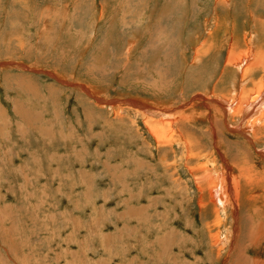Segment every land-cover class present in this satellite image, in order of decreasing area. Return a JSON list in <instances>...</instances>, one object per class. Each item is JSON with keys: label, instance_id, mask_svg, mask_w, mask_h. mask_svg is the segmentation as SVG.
<instances>
[{"label": "rangeland", "instance_id": "rangeland-1", "mask_svg": "<svg viewBox=\"0 0 264 264\" xmlns=\"http://www.w3.org/2000/svg\"><path fill=\"white\" fill-rule=\"evenodd\" d=\"M225 6L223 0H0V264L264 260V233L246 246L247 232L264 222V200L253 187L264 175L257 153L264 134L257 129V143H246L221 122L212 128L209 116L192 121L190 113L185 137L163 124L194 95L231 92L240 71L221 73L232 50L247 49L248 39L264 50V0ZM210 40L215 50L193 61L198 45L207 49ZM140 101L162 120L165 145L144 124L135 108ZM204 107L195 110L202 114ZM182 137L196 144L190 157ZM213 138L245 177L238 179L235 224L231 202L223 208L197 184L198 168L211 176L223 168ZM248 195L259 203L251 207ZM231 232H238L234 240ZM210 234L221 240L219 254L208 246Z\"/></svg>", "mask_w": 264, "mask_h": 264}, {"label": "bare ground", "instance_id": "bare-ground-1", "mask_svg": "<svg viewBox=\"0 0 264 264\" xmlns=\"http://www.w3.org/2000/svg\"><path fill=\"white\" fill-rule=\"evenodd\" d=\"M182 3H183V1H182ZM184 3H185V1H184ZM226 3H229V0H223L224 8H226V6H225ZM186 10H187V8H186ZM254 18L255 17L252 15L251 20L254 21V23H255L256 18L255 19ZM235 21H236V19H235ZM215 23L217 24V22H215ZM218 23H219V19H218ZM207 25H208V22L205 24V29H207ZM203 26H204V24H203ZM254 26H255V24H254ZM260 27H261V25H260ZM255 28H257V27L255 26ZM232 29H233L232 34H233V39H234V41L232 43V47H233L236 44L237 35L234 34V25L232 26ZM263 30H261V31H263ZM212 33L213 32H208L207 35L212 36ZM231 37L232 36L230 35V38ZM199 38H196V41H194L193 44H195V43L197 44V42L199 41ZM187 40L188 39H186V41ZM251 41L252 40L248 39L247 49L244 48V50H242V51L236 50L238 52H235V53H233L234 51L232 50L230 52V54L228 53L229 56L225 59L224 69H223L221 75H225L226 71L231 69V66H232V68L235 67L234 75L240 71V75L238 76L237 83L236 84L231 83V88H230L231 92L230 93L228 92L227 95L222 94L220 92L214 93V91H216V90H213L214 89L213 88L212 89V96H213L212 98L200 97L199 94H198V96L194 95L191 98V101H189L190 103L186 102L184 104V106L178 107V108H180L179 110H175L176 108H174V110L171 109L174 112L173 115L171 116V118L166 117V119H163V121H165V120L167 121V123L163 122V124L167 125V127L170 128V130H169L170 134L174 133V135H175L177 133H180L183 137H185V135H187L188 132L187 133L185 132L186 127L183 126V123L191 122V119L187 118V113H190L193 116H196V117L192 116V119H193L192 121L199 120V119L202 120L201 118H204L205 116H207V117L209 116L212 128L217 127L216 124L221 122L223 124L224 130L228 134H230L231 136H232V134H239L242 137L246 138L245 139L246 143H247V141L250 142L251 138L255 143H257L259 138L256 137L257 134H255V131L257 129H259L258 132L260 131V134H258V135L262 136L264 134V50L262 49V45L259 46V44L257 45L255 43V40H253V44L251 47ZM191 43H192V41H191ZM208 44L209 45L206 44L207 49H205L206 47H204V49H201V47H203V46H201L200 44L198 45L197 49L194 50L195 57H194L193 61L196 60V61H200V63H201V59H203V57H205V56L209 57V55L211 54L210 53L211 49L214 48V50H215V46H214L215 44L213 43L212 40H210V42H208ZM216 49H218V48H216ZM249 58L252 59L251 63L249 62ZM185 60H186V58H184V61ZM182 65H184V64H182ZM247 80L249 81L251 86L250 87H247L246 85L242 86V84L245 83ZM209 101H211L213 103L211 104ZM142 103L147 104V106L144 104L142 105L141 101H140V103H137V105H140V106L139 107L134 106V107L137 109V111H139L140 114H143L141 116H143V118H144V124L148 127L151 134L159 139L160 142H158V143H163V145H165L167 143V140H165V141L163 140L164 134L161 133V129L157 126V125H159V126L163 125V124H161L162 120H159L158 118H153V116L150 117L149 116V110H151V106H149L148 103H146V102H142ZM200 103L203 105V107L205 106L204 112L202 114H199L195 110L196 105H201ZM128 105L130 106L131 104L128 103ZM134 105H136V104H134ZM159 107H161V106H159ZM261 107H263V109L260 111L259 108H261ZM155 108H156V106H155ZM168 109H167V111H169ZM134 111L137 112L135 109H134ZM193 111L195 113H193ZM153 112H154V110H153ZM169 113H171V112H169ZM228 116H229V118H228ZM230 118H231V121H230ZM217 129H218V127H217ZM186 130H187V128H186ZM180 134L179 135L177 134V135L181 136ZM215 135H216L215 132H213V136H215ZM175 137H176V135H175ZM191 137H193V136H191ZM179 139H181V138H179ZM214 139L215 138H213V140ZM217 139L214 140L213 146H214L215 150L219 153L220 157L222 158V160H220V163H221L220 168L223 166V168H222L223 171L221 169V172L219 173V175L211 176L209 174L207 168H206V170H204L205 166L203 165L202 168H198L201 172L198 175H201V176L196 177V180H197V184L199 186H200V184L202 185L203 190L206 189L209 191L208 197H210L212 200L215 199L219 204H221L223 206V208L225 206V204L223 202H227V201L231 202V207H229L227 205V208H228V210L230 209L232 211L231 218H232V221L234 220V224H235L236 219H237V214L239 212V208H240V204H241L240 197H242L241 188H240V184H239L240 181L238 179H239V177L240 178H245V177H243L244 175L242 174V170L240 168L236 169V170L232 169V164L230 165L225 160L226 157L224 154H222V152H220ZM182 140L189 147V150H188V148L186 149V150H188V151H186L187 152L186 155L188 154V156L190 157L191 154L189 152H192V150L194 149L193 146L196 144H193L191 141L188 142L187 138H183ZM180 145L182 146V143ZM250 145L254 146L253 144H250ZM254 148H255V146H254ZM263 150L257 152L261 156L260 157L261 159L264 158V153H263L264 151ZM200 153L198 152L197 157L202 156ZM225 164H226V166H225ZM199 166H201V165H199ZM194 168H195V166H194ZM233 168H235V167H233ZM231 170H232V173L237 171L236 173L238 174V177H236V175H234V174L231 175ZM245 180H244V183H245ZM261 185L264 186V175H263V179L260 180V183L259 184L256 183L253 186L254 188H257L260 191L259 194L261 196V201H263L264 200V187ZM198 188L200 189V187H198ZM222 192H223V194H222ZM255 192H256V190H255ZM202 193H203V191H202ZM224 196L228 197L231 200H225V201L222 200ZM254 197H251L248 195L245 199L246 202L251 207H253L255 204L259 203V202L254 201V199H255ZM253 201L255 203H252ZM211 202H213V201H211ZM260 207H264L263 202H261ZM263 224H264V222H263ZM263 224L259 225L258 230L256 232H247L248 236L246 235L247 236L246 246L249 249L253 248L258 243V241L261 238H263L262 237V235H263L262 233H264V225ZM256 227H257V225H256ZM256 227H255V229H256ZM231 233H232L231 237L234 240L235 235L238 232H231ZM208 237H209L208 246H210V248L216 247V250L218 248V251H216V253L219 254L221 251V249H220L221 240H220L219 236L210 234V235H208ZM262 241H264V240H262ZM257 247H259V246H257ZM248 264H264V260H261V258L260 259H258V258L249 259Z\"/></svg>", "mask_w": 264, "mask_h": 264}]
</instances>
